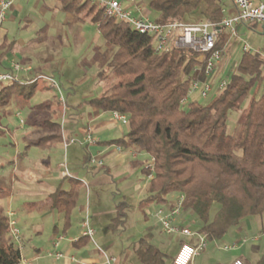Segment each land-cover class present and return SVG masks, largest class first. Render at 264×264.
Masks as SVG:
<instances>
[{"label":"trees","instance_id":"16d2710c","mask_svg":"<svg viewBox=\"0 0 264 264\" xmlns=\"http://www.w3.org/2000/svg\"><path fill=\"white\" fill-rule=\"evenodd\" d=\"M56 1L63 12L76 16L87 10L90 23L116 47L99 72L109 73L115 84L87 103L100 112L117 111L128 117V132L107 144L143 151L153 160V171L151 164L142 168L152 177L141 204H168L173 196L184 194L183 211L194 215L200 234L208 240L224 237L246 218L264 216V93L259 94L264 80L262 54L244 52L227 87L210 104L198 98L183 104L191 81L206 80L207 59L199 61V54L187 48L156 53L152 35L105 17L103 8L86 0ZM227 1L150 0L149 5L160 23L191 22L197 16L220 22ZM223 41L220 34L217 48H223ZM7 43L0 44V72L11 70L2 69L13 42L5 46ZM37 88L38 82L19 80L0 89V122L4 108L16 96H31ZM237 111L241 115L233 133L229 122ZM44 125L49 133L33 145L50 147L63 141L61 122L47 118ZM91 157L87 153L86 165L91 164ZM69 178L71 188L58 187L46 203L64 213L66 228L82 187L79 179ZM5 191L0 187V197ZM126 208V204H118L113 228L124 222ZM86 238L90 237L84 235L74 244L80 245ZM135 252L143 264H167L168 255L150 242V232L139 239ZM21 259L20 246L10 237L9 215L0 206V264H21Z\"/></svg>","mask_w":264,"mask_h":264},{"label":"rangeland","instance_id":"374dc122","mask_svg":"<svg viewBox=\"0 0 264 264\" xmlns=\"http://www.w3.org/2000/svg\"><path fill=\"white\" fill-rule=\"evenodd\" d=\"M55 3L56 0H15L12 6L16 5L19 10L21 5L22 8L19 10L21 13L13 12L15 20L8 24V39L17 41L21 47L14 46L5 56L4 65H10L14 58L21 59L22 48L33 47L28 53L30 55L28 61L25 63H23L24 60L16 62L32 65L35 68L40 67L43 72L45 71L44 73L55 75L59 80L65 99L64 106L59 102V92L51 87L40 88L45 85L44 81L40 80L38 81L39 88L31 96L20 94L12 100L8 107L4 108L5 116L0 122V187L6 191L0 199H3V205H6L7 208L10 206V210L16 212L14 218L20 221L19 229L22 226L26 227L27 224L36 225L42 222L44 219L42 217L45 215H41L37 211L27 213L24 207L26 203L40 205L46 196L48 197L56 190L61 183L62 176H76V178L83 179L87 174H92L99 169L96 165L84 163V145L79 141H83L85 135L81 129H85L86 124L90 121L89 115L95 118L94 109L87 103V100L106 93L116 82V79L109 73L99 74L106 67L116 47L104 39L94 24L89 23L87 10L79 16L57 11L55 24H59L60 27L58 29L53 27L54 23L52 22L54 21H49L48 17L45 21L42 18V13L53 12ZM104 16L107 17L105 13ZM27 17L33 21V27L29 30L24 28V20ZM60 17L79 20L73 24L65 25ZM152 17H155V12ZM233 41L235 45L230 50L232 65L228 68L226 79H229L235 70L233 66L240 62L244 43L252 47L253 42H258L261 45L260 49L264 47V37L250 30L243 31L238 39ZM7 45L8 43L5 46ZM31 76L32 73L21 75L22 82L28 83ZM259 88L264 90V80ZM29 91L30 89H27V93ZM217 95V91L214 90L206 99L199 98L197 94L191 95L190 99L198 98L201 102L210 104ZM47 105H51V107L48 108ZM246 105L247 102L243 108ZM14 106L18 107L14 109ZM18 110L25 121L24 125L21 124V118L16 116ZM102 113L101 120L95 119L96 122L105 120L111 124L114 123V125L113 127L112 125L105 126L102 130L97 131L94 135L96 141L116 139L128 132L127 124L114 122L111 112ZM240 115V111L231 115L229 125L233 133ZM47 118L61 122L66 128L75 126L77 132L73 133L72 137L65 138L61 144L57 143L50 147L31 145L32 141H38L49 133L44 125ZM96 122L93 125L96 126ZM71 139L76 142L70 143ZM66 142H68L67 146H65ZM88 147L94 154L96 146L91 143ZM122 148L124 149V147ZM100 158L103 160L102 155ZM60 163L63 165L61 168L58 167ZM147 164H152L151 157L140 151L135 156L126 159V162L111 166L109 172L100 169V174H108L109 181L97 184L94 190L98 192V196L97 193L91 191L92 188L90 189L89 186L88 191L86 188L82 191L84 197L82 200L86 202L90 195L89 191H91L97 206L105 204L107 199H110L111 202L114 200L116 203L125 200L130 204L126 229L122 233L124 240L139 237L140 233H144L145 224L142 219L144 211L150 209L151 212H154L158 207L153 203L141 204L142 199L147 195V186L150 181L149 176L142 172V168ZM62 172H64L63 175H61ZM62 182V188H66L68 180ZM78 200L80 201L79 197ZM34 204L31 205L37 206ZM0 206L2 207V204ZM150 220L152 223H156L155 218ZM193 220L196 223L195 226L200 225L195 217ZM97 225L102 227L104 224L99 222ZM45 226L47 228L44 234L33 233L26 244H22L21 240H14L19 246L24 247L25 255L33 254L35 247L41 245L43 249L48 247L49 233H52L53 222L50 223L49 220L45 222ZM26 231L28 232L27 227ZM227 242L224 238L217 239L221 248L217 249L216 247V251L213 253L221 264L229 261L230 253L223 249L224 243ZM171 243L169 241L166 243L169 247L167 249H172L173 244ZM212 243L210 242L209 245Z\"/></svg>","mask_w":264,"mask_h":264},{"label":"crops","instance_id":"0c3cea01","mask_svg":"<svg viewBox=\"0 0 264 264\" xmlns=\"http://www.w3.org/2000/svg\"><path fill=\"white\" fill-rule=\"evenodd\" d=\"M121 1L123 2L125 7L131 9L137 15L149 17L150 19H154V20L158 16V14L150 8V5H149L150 0H137L136 2H134L133 0H121ZM53 7H55L54 11L42 13L43 14L42 18L45 19V21L47 20L46 17H48L49 21L53 20L54 22L52 23L54 24L52 26L58 29L60 25L55 24L56 22L55 19L57 15L55 13H57V11L59 12H63V11L60 9L57 1L53 5ZM21 8L22 6L20 5L19 10H21ZM19 10H17L16 5L12 6V8L7 13L6 21L3 23V26L0 28V44L4 40H7L8 43L13 42L11 45L10 51L16 45L21 47L17 43V41L15 40L10 41L8 39V34H9L8 24L11 23V21L15 20V16L13 15V12H16V11L18 12ZM154 12H155V17H152ZM235 12H236V8L233 4V0H228L226 2L225 9H224V13H225L224 17L228 15H232ZM52 13H54L55 15ZM63 13H66V12H63ZM66 14H70V13H66ZM71 15H74V14H71ZM60 19L62 18L60 17ZM62 20H63L62 21L63 24L68 25V23L73 24L75 21L79 19L76 18L74 20L73 18L68 17ZM202 20H206V19H204L202 16L201 17L197 16L192 21L196 22V21H202ZM24 26H25L24 28L28 30L31 29L33 27L32 19L27 17V19L24 20ZM245 30L254 31L256 33L261 34L264 37V26H260L255 23L240 26L238 30V35L234 37L230 36L227 30H222L220 34L224 40L223 50L225 52V57H224L223 62L219 66V68L216 70L214 79L218 80L221 77L227 76L228 68L232 65L231 57H230V50L235 45V42L233 40L238 39V37ZM260 46L261 45L258 42L256 43L253 42V46H252L253 48L252 47L250 48L253 50V52L255 50V52L264 54V47L263 49H260L261 48ZM32 48L30 47L28 48V46L22 48L21 59H17V58L12 59L10 65H4L2 69L11 67L12 63L16 61L24 60L23 63L28 61L30 57L28 53ZM244 52L245 51L243 50V47H242V55L244 54ZM237 65H234L233 68H236ZM32 67L34 68L33 69L34 71L30 72L32 73V76L34 75V73L43 72V69H40V67L39 68H35L34 66ZM40 88H45V87L40 86ZM262 93H264V90L259 88V94H262ZM17 107L14 106V109ZM94 112H95V118H92V116L89 115V117L91 118L90 121H88V123L86 124L85 129H81V132L84 133V135L86 134V130L88 129V127L93 128L94 135H95L97 131L102 130L103 128H105V126L110 127L112 125L113 127L114 125V123L111 124V122H107L105 120L96 122V120H99V119L101 120V116L103 113L96 109H94ZM113 121L116 122L114 118H113ZM94 122H96V126L93 125ZM75 132H77V128L75 126L69 127V128L63 127L62 129L63 141L65 140V138L72 137L73 133ZM110 140H105V141L98 140L95 143H93L96 146L94 154L92 153V151L89 150V147H88L89 145L87 146V148L84 147V163L87 159L86 158L87 153H89L90 156L91 155L97 156L99 158L102 155L104 165L102 166L96 165L99 169H97V171H95L92 174H87L86 177L83 179L77 178L82 182V187L79 192L80 201L79 200L77 201L76 206L71 211L70 224L67 228L65 227L64 213L56 209H51L49 208V206L46 205L48 197L54 191L50 193L48 197L46 196L43 201L44 203L42 202L40 205L34 204V203H26V206L24 207V209L27 211V213H32L34 211H37V212H40L41 215H45V217L44 216L42 217L44 219L42 220L40 224L39 223H37L36 225L27 224L26 227L28 228V232L26 231V227L22 226V228L20 229V233H21L20 240L22 244H26L28 238L32 237L33 233L37 235L44 234L48 226V225L45 226V222L49 220H50V223L53 222L52 233H49V242H48L49 244H48V247H46V249H43L42 245L35 247L33 254L27 256L24 253V247L20 246L21 251H22V257L28 262V264H80L81 261L97 262L98 264H103V251L102 250H104L106 253L110 255L116 256L118 259L117 264H143L135 252V247L139 239L143 237L147 232H150V242L155 247H157L162 252L168 255L167 264H173V260L183 243L185 242L196 243L197 242V238H189L182 234L173 235V234L166 233L163 230L162 226L159 224V222L156 220L155 216L153 215L154 212H151L150 209H147L146 211H144L143 215L141 214L142 219L144 221L143 224H145L144 226L145 231H143L144 233H140L139 237L137 236L136 238L134 237L135 239L132 238L130 240H124L122 238L123 237L122 233L125 231L126 225H127V218H128V211H129L128 209L130 208V204L125 200L120 201L119 203H116L114 200L113 202H111L110 199H107L105 204H101L97 206V204L94 201V194H92L91 191L95 192V194L97 193V196H98L99 195L98 192L94 190L97 187V184H101V183L109 181L108 176H107L108 174L106 175L100 174L101 168L104 169L106 172H109V169L111 168V166H115L116 164H121V163L126 162V159H128L129 157L135 156L136 153L138 152H136L134 148H124L123 151L120 152L117 150L116 145H111V144L106 143L107 141H110ZM33 143L34 141L31 142V145H33ZM61 143L62 142H60V144ZM58 167L61 168L63 166L60 163ZM63 173L64 172H62L61 175H63ZM62 177L63 178L61 180V183L57 186V188L58 187L62 188V183H63L62 181L67 179L68 186L66 188L63 187L62 189L69 190L71 188V182H70L69 177L76 178V176L66 177L65 175ZM88 186L90 187V189L91 188L92 189L91 191H89L90 195L89 197H87V201L85 202V200H82V197H83L82 191L85 188L88 191ZM91 194H92V197H90ZM175 197L176 196H173L170 202L166 205H169ZM121 203H124L127 205L126 218L124 222H122L118 227L113 228L112 223H113V220L117 216V206L118 204H121ZM0 204H2V208L3 209L5 208L4 210L6 211L7 207L6 205H3L4 202L2 198L0 199ZM31 204H34L37 206H32ZM156 205L159 206L158 204ZM10 209L11 207L8 206L6 213H8ZM15 216H16V212H15ZM87 217L90 220L89 221L90 225L96 230V233L93 236V238H89V239L86 238V240L81 242L80 245H76L74 244V242L80 239L82 236H84L83 223ZM151 218H155L156 223H152L150 220ZM193 218H194V215L190 211H182L181 215L178 218V223L181 226H188L194 229L195 231L199 232L200 225L195 226L196 223L193 220ZM99 222H103L104 225L102 227H99V225H97V223ZM18 225L20 226V221H18ZM263 231H264V216H253V217L246 218L242 220L239 225L231 228L227 232V234L224 237H222L228 241L227 243H224L223 249L226 251H229L230 253L229 261L225 264H230L235 259H241L246 264H264V233ZM62 234L65 236V238L60 242L58 247H55L54 241L58 238V236ZM168 241L169 243L172 242L171 243L173 244L172 249H167L168 246L166 243ZM210 242H213V243L209 245ZM225 246H229V248L225 249L224 248ZM216 247L217 249L221 248L220 244L217 243V239H213V240L207 239L206 247L199 255L195 256L191 264H221L219 261H217V258L214 257L213 255V253L216 251L215 250ZM56 251L63 252L65 254V257L56 258L55 256H53L54 252ZM71 257H74L77 261L72 260Z\"/></svg>","mask_w":264,"mask_h":264},{"label":"built area","instance_id":"2783aa9c","mask_svg":"<svg viewBox=\"0 0 264 264\" xmlns=\"http://www.w3.org/2000/svg\"><path fill=\"white\" fill-rule=\"evenodd\" d=\"M15 0H0V28L6 21L7 13L12 7ZM90 3L103 8L107 17L117 21L127 22L135 31L149 34L154 37V47L156 53L162 54L170 52L174 47L191 49L199 54L198 60L204 61L207 59V67L205 74L206 80H192L187 95L182 99V103L186 104L191 95L197 94L199 98L206 99L216 90L219 94L225 89L229 83V79L221 77L218 80L214 79L216 70L219 68L224 60L225 52L223 48H217V42L222 30H227L230 36L238 35L239 27L248 24H257L264 26V0H233L236 12L232 15L223 17L220 22L212 20H204L199 22H185L182 20H174L170 23H160L149 17L135 14L131 9L124 6L121 0H86ZM136 2L137 0H133ZM245 52H253L248 44L243 46ZM264 59V54H262ZM264 68V65H263ZM32 65H24L19 62H13L11 70L0 72V89L5 85L21 80V75L33 72ZM43 80L46 85L59 92V101L65 106V99L61 91L60 83L57 77L53 74L34 73L30 77L29 82H38ZM113 118L122 124L128 123V117L117 111L112 112ZM16 116L21 118V124L25 121L21 112L18 110ZM76 142L71 139L69 141ZM80 144L86 145L96 142L94 130L88 127L85 134V139L79 141ZM68 145L66 142L65 146ZM117 150L122 152L123 148L117 146ZM91 165H104V161L92 156L90 160ZM151 170L153 171V160ZM63 166V165H62ZM152 174L149 175V178ZM185 200L184 194L177 195L169 205H159L154 211V216L163 230L168 234H182L189 238H197L196 243L185 242L181 245L176 254L173 264H191L195 256L199 255L207 245L206 235L200 234L188 226H181L178 223V218L183 211V202ZM10 218V237L12 240L20 241V229L18 221L14 218L15 212L8 211ZM84 235L93 238L96 230L90 225L88 217L83 223ZM264 233V231H263ZM65 238L64 235L58 236L54 241V246L58 247L60 242ZM228 249L229 246H225ZM103 251V264H117L118 259L114 255H110ZM53 256L56 258L65 257V254L60 251L54 252ZM72 260L77 261L74 257ZM21 264H28L22 257ZM80 264H98L97 262L81 261ZM230 264H246L241 259H235Z\"/></svg>","mask_w":264,"mask_h":264}]
</instances>
